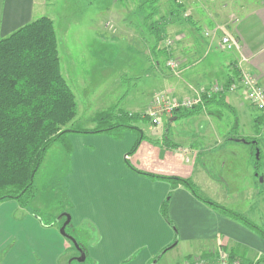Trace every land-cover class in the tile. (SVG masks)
<instances>
[{
    "label": "crops",
    "instance_id": "obj_1",
    "mask_svg": "<svg viewBox=\"0 0 264 264\" xmlns=\"http://www.w3.org/2000/svg\"><path fill=\"white\" fill-rule=\"evenodd\" d=\"M48 2L0 0V39L35 20L36 9L47 7ZM201 3L207 13L200 8L199 17L190 20L195 24L192 26L195 34L189 31L188 37L184 28L180 32L182 38H189L190 47L187 51L177 48L175 53L171 52L177 55L179 66L186 68L174 74L182 81L176 86H168L166 96L171 95V99L190 97L197 90L227 82L237 70L255 75L264 87V0H204ZM210 3L213 6L208 5ZM184 4L190 7L187 2ZM190 14L193 12L190 11ZM218 28L219 35L210 39L209 43L197 34L198 29L207 33ZM223 33L238 37L241 50L221 55V52L227 53L218 47ZM202 42L208 44L209 49L216 48L219 54L217 64L207 69L209 74L205 72V76L200 77L202 86L195 87L181 79L180 75L189 70L190 66L186 65L197 56V45L200 47ZM216 78L219 82L213 80ZM220 106L240 111L241 116L236 120L241 123L244 117L248 123L251 119L255 129L258 128L257 120H262L255 108L238 92L217 97L213 103H204L196 115L212 119L214 113L220 111ZM247 107L253 108L248 110ZM162 118L169 122L178 119L172 120L174 115ZM210 134L228 138L215 129ZM261 135L253 133L249 137L259 141ZM241 138L233 136L227 140L233 144L241 142ZM137 139V135L129 129L110 133L72 132L62 142L51 146L54 155L62 154L67 167L64 183L73 226L82 232H92L88 228L91 224L94 230V239L98 243L87 249L94 264H159L170 251L181 247L188 249L187 252L194 251L185 256L187 260L201 256L213 261L219 253L215 252L221 251L241 262L264 264L261 261L264 259L262 236L199 200L183 184L146 175L188 179L202 192L204 183L202 178H196L195 169L200 156L204 155L203 148L193 144L182 150L176 142L165 143V137H159L160 142L155 140L158 143L147 137L140 142L135 153L128 156ZM238 156L233 153L230 162L237 161ZM128 162L145 174L131 169ZM202 197L223 205L204 194ZM70 250L71 245L55 226L23 210L18 201L9 200L0 204V264H68L73 256L72 252L68 253ZM169 262L166 260V263Z\"/></svg>",
    "mask_w": 264,
    "mask_h": 264
},
{
    "label": "rangeland",
    "instance_id": "obj_2",
    "mask_svg": "<svg viewBox=\"0 0 264 264\" xmlns=\"http://www.w3.org/2000/svg\"><path fill=\"white\" fill-rule=\"evenodd\" d=\"M145 1L49 0L47 7L36 9L35 19L46 16L54 21L61 70L76 96L77 115L68 128L72 125L81 128L99 126L97 115L114 108L113 111L118 115L124 112L126 115L138 116V119L133 120V125L143 130L146 138L160 142L159 137H165V143L176 142L182 150L193 144L203 148L204 155L200 156L195 169L196 178H202L204 183V191H199L200 195L204 194L220 201L225 207L242 214L264 229V123L258 126L256 131L251 119L248 118L247 123L242 117L239 123L236 119L241 116L240 111L235 112L227 106H220V111L214 113L212 119L209 118L211 122L205 115L178 118L174 122L161 118L159 124H153L151 119L142 117L143 112L152 107L157 95H166L168 86H176L182 81L174 75L176 71L167 66L169 59L176 62L178 60L177 55L171 52L175 53L177 48H185L187 51V47H190L187 38L190 34L187 35V32L195 34L192 28L195 24L190 20L199 17L200 8L207 13L205 8H202L201 2L204 3V0H160L158 14L152 18L151 25L159 27L165 35L160 43L158 55L155 56L150 48L157 43L156 37L149 32L144 20L145 14L139 9ZM185 2L189 8L185 6ZM179 4L182 5L180 9L177 6ZM208 5L213 6L211 3ZM145 8L146 13H149L147 5ZM190 11L193 14H190ZM182 28L186 30L187 35L183 38L180 33ZM205 33V30H197V34L209 43L211 38ZM179 35L181 37H177ZM168 38L173 41L170 47L166 45ZM207 45L203 42L200 47L197 45V56L186 65L190 66L189 70L180 75L181 79L195 87L202 86L200 77L205 76V72L209 74L210 66L217 64L219 51L216 48L209 49ZM161 49H168L166 55ZM222 53L223 56L228 54ZM183 68L186 67L178 66L177 70ZM210 70L213 71V68ZM213 80L219 82L217 78ZM243 97L247 99L244 94ZM249 107L248 110L253 108ZM104 125L106 123L101 124ZM212 128L219 131L220 135L226 134L228 138L211 135ZM253 133L262 134L258 145L262 155L258 168L255 165L259 156L248 140ZM233 136H242L241 142L228 143L230 140L227 139ZM233 153L239 155L238 160L230 162ZM61 155H54L51 147L47 150L35 175L32 195L25 196L18 204L23 210L41 221L44 220V223L55 226L67 239L61 233L66 218L58 220L61 214H70L64 183L67 167ZM233 163L235 165L232 166ZM202 172L205 174H199ZM88 228L92 232L76 230L71 222L66 227V233L89 249L98 241L94 239L91 224ZM67 241L71 245L68 253H73L68 264H94L89 253L84 263L77 261L80 252L70 240ZM187 250L181 247L170 251L159 264L185 263V256L194 252ZM215 253L218 255L213 261L201 256L197 259L207 260L206 264H217L220 254L225 252ZM166 260L170 262L166 263Z\"/></svg>",
    "mask_w": 264,
    "mask_h": 264
},
{
    "label": "trees",
    "instance_id": "obj_3",
    "mask_svg": "<svg viewBox=\"0 0 264 264\" xmlns=\"http://www.w3.org/2000/svg\"><path fill=\"white\" fill-rule=\"evenodd\" d=\"M159 2L160 0H146L139 8L145 14L144 20L149 32L156 37L157 43L150 48L155 56L158 55L160 43L165 35L161 33L159 27L151 25L152 18L158 14ZM145 5L150 9L149 13H146ZM177 6L179 9L182 7L180 4ZM167 50L161 49V52L166 55ZM239 76L240 72L237 70L226 83L237 81ZM224 96L226 94L205 99L204 103L216 102L217 97ZM77 106L76 96L61 70L58 38L51 18L46 16L37 18L0 39V202L13 199L21 203L22 198L31 196L35 175L47 150L56 142H62L72 132L110 133L121 129L133 130L132 132L138 134V139L128 156L133 155L140 142L146 139L143 130L133 125V120L138 119V116L126 115L124 112L118 115L113 111L114 108L100 112L96 118L99 126L92 130L73 125L68 128L77 115ZM200 109L198 106L191 110H178L174 116L187 118L198 114ZM260 119L262 120H257V127L264 123V117L260 116ZM104 123L106 125L101 126ZM248 140L251 145L254 144L253 141H257L253 145L256 151L259 148V141ZM261 157L260 150L256 168L260 167ZM127 164L136 172L145 174L130 162ZM146 175L183 184L196 198L264 238V229L242 214L203 198L192 181L179 177ZM169 200L170 198L164 206V212L167 210ZM78 244L87 255V247L79 242ZM230 258L237 259L235 256ZM240 264L249 262L240 261Z\"/></svg>",
    "mask_w": 264,
    "mask_h": 264
},
{
    "label": "built area",
    "instance_id": "obj_4",
    "mask_svg": "<svg viewBox=\"0 0 264 264\" xmlns=\"http://www.w3.org/2000/svg\"><path fill=\"white\" fill-rule=\"evenodd\" d=\"M220 28L213 32H207L206 36L215 39L219 35ZM168 47L173 45L171 39H167ZM220 50L225 52H234L241 50V42L234 35L223 33L218 43ZM171 70L178 72V64L174 60H169L167 65ZM243 92L247 101L255 108V110L264 117V87L260 84L258 78L247 72L241 71L237 81L232 83H215L211 86L197 90L195 93L183 99H171L166 95H157L151 108L147 109L142 117L150 118L153 124H159L162 117H171L178 110H191L204 104L205 99H212L222 94H232ZM217 264H240L238 259H230L229 254L221 253ZM207 260L193 259L186 260L183 264H206Z\"/></svg>",
    "mask_w": 264,
    "mask_h": 264
},
{
    "label": "water",
    "instance_id": "obj_5",
    "mask_svg": "<svg viewBox=\"0 0 264 264\" xmlns=\"http://www.w3.org/2000/svg\"><path fill=\"white\" fill-rule=\"evenodd\" d=\"M175 119H177V117H175L174 119H172V120H175ZM256 152H257V155L259 156V151L258 150H256ZM66 218V221H65V223H64V225L62 226V228H61V233L68 239V240H70L73 244H74V246L79 250V252H80V256L78 257V258H76L77 259V261H79L80 263H84L85 261H86V254H85V252L80 248V246H79V244H78V241L76 240V238L75 237H73V236H70V235H68L67 233H66V227L70 224V222H71V216L69 215V214H67V213H63V214H61L59 217H58V220H61L62 218Z\"/></svg>",
    "mask_w": 264,
    "mask_h": 264
},
{
    "label": "bare ground",
    "instance_id": "obj_6",
    "mask_svg": "<svg viewBox=\"0 0 264 264\" xmlns=\"http://www.w3.org/2000/svg\"><path fill=\"white\" fill-rule=\"evenodd\" d=\"M237 79V78H236Z\"/></svg>",
    "mask_w": 264,
    "mask_h": 264
}]
</instances>
